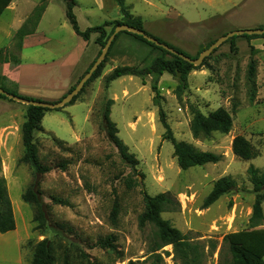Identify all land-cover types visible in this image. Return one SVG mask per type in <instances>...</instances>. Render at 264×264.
I'll list each match as a JSON object with an SVG mask.
<instances>
[{"label": "rangeland", "instance_id": "1", "mask_svg": "<svg viewBox=\"0 0 264 264\" xmlns=\"http://www.w3.org/2000/svg\"><path fill=\"white\" fill-rule=\"evenodd\" d=\"M24 1L27 6L33 5L31 12L36 6L47 4L38 31L51 40L29 46L16 55L23 63H45L38 67L35 81L27 77L23 80L50 98L72 80L73 86L82 76L99 48L94 41L98 34H91L88 41L76 35L66 17L64 0ZM75 1L73 11L82 30L107 24L105 29L109 32L115 21L122 19L115 0ZM123 3L133 16L142 19L145 32L192 57L230 32L264 29V0H123ZM11 22L12 12L5 10L0 16V47L7 46L14 53ZM231 37L188 73L180 96L176 94L181 82L178 74L164 73L157 78L160 97L154 102L151 89L154 76L123 75L106 83L107 75L115 67H143L162 54L132 35L121 33L107 58L99 64L97 76L78 92L74 101L45 112L42 130L35 132V141L41 163L53 167L46 173H36L29 163L21 161V130L18 123L9 128L8 153L5 163L0 156V174L9 180L16 223L12 240L21 242L24 260L30 263L36 242L44 238L53 244L55 264H127L128 260L145 259L151 227L138 226V215L143 210L142 189L150 195L169 192L179 206L162 212V217L191 240L205 245L209 239L216 242L206 264H217L225 236L250 247L264 259V223L248 226L255 199L248 168L250 165L264 168L263 39H247L242 34ZM250 58L256 61V96L251 103L245 88ZM21 67V71L32 72V68ZM0 85L25 96L14 84L0 82ZM48 97L42 100L55 102ZM108 99L113 100L110 119L116 124L117 136L137 160L135 170L122 161L104 129L102 111ZM235 99L238 107L228 133L214 132L207 139L193 138L189 129L190 104L203 113L217 108L230 111ZM7 103L8 108L0 105V124L7 118L10 122L14 107L26 108L14 100ZM159 108L177 140L217 153L220 160L180 169L172 144L162 138L164 127ZM236 135L248 139L259 155L250 160L236 157L231 148ZM222 176L235 181L236 189L204 207V198ZM29 187L40 191V207L46 218L40 228H36L37 222L33 220L36 206L21 198ZM113 208L115 218L111 216ZM262 209L264 214V200ZM107 238L112 241L111 247L95 246L98 239ZM0 242V264H8V257L12 256L8 239ZM162 249L171 251V246ZM171 257L163 254L164 264H174Z\"/></svg>", "mask_w": 264, "mask_h": 264}, {"label": "trees", "instance_id": "2", "mask_svg": "<svg viewBox=\"0 0 264 264\" xmlns=\"http://www.w3.org/2000/svg\"><path fill=\"white\" fill-rule=\"evenodd\" d=\"M12 1L13 0H0V16ZM64 1L66 2V17L76 35L80 36L83 40L87 41L89 40L91 34H98L94 40L95 43L99 46L96 57L100 53L101 49L106 43V40L108 39V36L112 33L114 27L117 24L126 23L133 27L143 29L142 19L140 17L133 16L128 11V8L124 5L123 0H115L119 5L120 11L122 13V19L115 21V25L111 28L109 32H107L105 29V26L107 24L94 25L82 30L78 25L77 18L73 11L74 6L76 5V1ZM45 8L46 5L44 4L36 6L31 12V14L25 19L23 24L17 29L16 37L18 38V41L13 44L16 52H9L7 46L0 47V63L7 56L13 59H17L16 53L20 49L21 37L25 34L32 32L35 29L41 17V14L43 13ZM121 33H127L132 35L135 39L140 40L146 43L148 46L161 51L162 54L160 56L155 57L148 65L143 67H138L134 65H123L115 67L107 75L106 83H109L123 75H136L141 77L145 75L154 76L155 79L154 83L151 85V89L154 92L153 100L155 102L160 97L156 85V82L158 81L157 78L159 79V77L163 73H168L171 75L178 74L181 82L176 87V94L180 96L182 88L186 85V77L188 73L192 69H195L197 66L191 64L190 62L184 60L183 58L177 55L168 52L162 47L155 45L154 43L146 40L143 36L127 31H120L115 35L104 59L107 58V54L109 53L112 45ZM145 33L148 34L147 32ZM242 35L247 39L262 38V44L264 46V34ZM230 38L232 39L233 37ZM156 39L158 41H161L158 38ZM213 41L205 45L204 48L209 46ZM204 48H202V50ZM251 49H253L252 46ZM175 50L181 52L178 49ZM201 51H199V53ZM198 54L196 56L190 57L196 58ZM165 55H169V57L166 58ZM96 57L85 69L84 73L89 69ZM100 65L93 72L91 77L85 82L84 86L90 80L97 76ZM84 73L82 74V76L84 75ZM255 75L256 61L255 59L250 58L247 63V70L245 76L246 96L250 103L253 102L256 96ZM78 80L76 81V83L78 82ZM76 83L71 86L68 91H70L76 85ZM0 87L5 89L6 91H9L3 85H0ZM24 97L31 98L27 96ZM76 97L77 95H75L71 102L68 104H71ZM0 98L13 101L12 99L7 98L1 93ZM112 102V99H108L102 111V122L104 129L110 141L118 150L119 156L122 161L127 164L132 170H135L137 160L134 155L128 151L127 146L118 138V130L116 124L110 119V105L112 104ZM237 107L238 101L235 99L231 105L230 111L224 108H217L214 111L203 113L198 107L190 104L189 110L191 118L189 120V129L193 138L207 139L214 132L228 133L232 127V115L236 112ZM51 110L55 109H48L34 105H26L25 118L20 127L21 142L23 146V155L21 157V161L29 163L35 169L36 173H46L53 169V167L46 166L41 163L38 155V146L35 141V132L42 130L41 121L45 112ZM159 116L160 121L164 127V133L162 135V138L163 140H167L172 144L173 155L176 158V163L180 169L186 170L192 166H202L207 163H216L220 160L221 157L217 153L200 150L191 143H188L183 140H177L174 137L172 130L165 119V113L162 108H159ZM231 148L233 154L242 160H250L259 155L258 149L242 135H236L233 138ZM248 172L250 174V182L252 184L253 192H255V199L252 204L251 215L248 219V226L250 228H253L264 223V214L262 209V201L264 200V168H258L253 165H250L248 168ZM132 185L134 184L131 182V186ZM236 187V182L230 180L228 177L222 176L218 178L213 183L210 192L204 198L203 206H209L222 195L234 191ZM39 195L40 191L38 189L33 190L30 187L27 188L25 192L21 195L23 201L32 203L36 206V215L33 218V220L37 222L36 228H40L46 221L44 212L40 207L41 201ZM142 199L143 210L138 215V226L142 229L145 228L147 225L151 227V236L149 237L147 248L148 256L143 260H128L127 264H164L163 254L165 256L171 255L174 264H206L208 258L213 255L216 249V242L214 240L209 239L207 241L208 245H205L202 242L191 240L190 237H188L186 234L182 233L179 229L174 227L167 219H164L161 215L162 212L173 211L177 209L179 206L177 199L172 196L169 192H160L154 195H150L144 189H142ZM56 200L60 202L59 199ZM115 213L116 208H113L111 212L112 218H115ZM15 226V217L11 199L8 193L6 180L0 174V233L12 231L15 229ZM243 242H250L251 245L258 244L251 242L250 240H243ZM167 245L171 246V251L162 249ZM95 246H99L101 248L111 247L112 241L109 238L98 239L95 242ZM218 256L219 257L217 264H264V259L260 255L255 253V251H253L250 247L235 243L231 241L227 236L223 238V242L219 250ZM30 264H55L53 244L51 241L44 238L36 242Z\"/></svg>", "mask_w": 264, "mask_h": 264}, {"label": "crops", "instance_id": "3", "mask_svg": "<svg viewBox=\"0 0 264 264\" xmlns=\"http://www.w3.org/2000/svg\"><path fill=\"white\" fill-rule=\"evenodd\" d=\"M30 2L32 3V0H30ZM96 4L98 3L96 2ZM90 7H92V5H90ZM97 7L100 8L99 5H97ZM32 8H33V5L27 6L24 0H13L8 5V7L5 9L7 11L12 12L11 25H13L12 26L13 28L12 43L13 44L16 43V41H18V38L16 37L17 29L23 24V22L25 21V19L28 17L29 13L31 12ZM46 11H47V4H46V8L41 14V17L35 29L32 32L25 34L21 37L20 49L18 53H21L23 49L29 46L49 42L51 40L50 36L46 35L44 32L38 31L39 23L41 22ZM7 35H8V32H7ZM98 49L96 50L95 55L97 54ZM93 57L91 58V61L93 60ZM88 64H90V62ZM41 65L44 66L45 63L42 64V63H37L33 61L23 63L21 58L13 59L7 56L0 63V82L6 85H8V83L14 84L16 86V89L19 91V93H22L23 95L27 97H31L34 99H42V98L48 97V96H44L42 94V91L39 88H37V86L33 84H25L29 82H25L23 80V77H27L31 79L32 81H35L34 80L36 78L35 76L38 77L37 75L38 67ZM14 66H15V69H14ZM21 66H27L29 68H32V72L27 73V72L21 71V68H22ZM10 67H12V69H10ZM35 68L37 70L36 71L37 73L35 72ZM72 81H70L67 84V86L63 87L61 92L54 93L53 94L54 96L50 98L48 97V99H53V101H56V100L58 101L66 93L65 89H68L69 87L72 86V84L70 85ZM0 105L3 106L4 108H8L7 99L0 98ZM25 112H26V108L24 107H14L12 117L10 118V122L8 123V118H7L5 123L1 122L2 124H0V156L2 157V162L4 163H5L6 153H8V143H9L8 139L10 135L9 128L12 125H17V123H18V127L20 128L21 127L20 125L22 124L25 118ZM5 178H6V184H7L8 193H9L10 191L9 180L7 177ZM12 232L13 230L5 232V233H0V240L6 241L8 239V251L12 253V256L8 257V264H30L29 261H27L26 259L25 260L23 259L21 242L19 240L18 241L12 240V236H13ZM2 256L3 258H5L4 255Z\"/></svg>", "mask_w": 264, "mask_h": 264}, {"label": "water", "instance_id": "4", "mask_svg": "<svg viewBox=\"0 0 264 264\" xmlns=\"http://www.w3.org/2000/svg\"><path fill=\"white\" fill-rule=\"evenodd\" d=\"M120 31H127L130 33H134L137 35H141L143 36L146 40L154 43L155 45L162 47L163 49L167 50L168 52L177 55L181 58H183L184 60L190 62L191 64L197 66L200 65L203 60L224 40H226L227 38L235 35V34H264V29H250V30H238V31H233L228 33L227 35H224L218 39H216L214 42H212L209 46H207L206 48H204L196 58H192L190 56H187L177 50H175L174 48L168 46L167 44L158 41L155 37L150 36L148 34L145 33V31L143 29H139L136 27H133L131 25H128L126 23H121V24H117L112 33L108 36V39L106 40L105 45L103 46V48L101 49L100 53L98 54V56L96 57V59L94 60V62L91 64V66L89 67V69L84 73V75L78 80V82L76 83V85L67 93H65L58 101L55 102H49V101H44V100H36V99H31V98H26L24 96L18 95V94H14L11 93L9 91H6L5 89H3L2 87H0V93L3 94L4 96H6L9 99H12L14 101L23 103L25 105H34V106H40V107H44V108H48V109H58L63 107L64 105L68 104L71 102V100L73 99V97L75 95L78 94V92L82 89V87L84 86L85 82L91 77V75L93 74V72L97 69V67L99 66V64L102 62V60L104 59V57L106 56V53L108 52V49L115 37V35L117 33H119Z\"/></svg>", "mask_w": 264, "mask_h": 264}]
</instances>
